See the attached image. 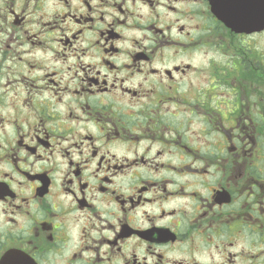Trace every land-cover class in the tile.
I'll list each match as a JSON object with an SVG mask.
<instances>
[{
  "label": "flooded vegetation",
  "instance_id": "obj_1",
  "mask_svg": "<svg viewBox=\"0 0 264 264\" xmlns=\"http://www.w3.org/2000/svg\"><path fill=\"white\" fill-rule=\"evenodd\" d=\"M0 264H264V29L0 0Z\"/></svg>",
  "mask_w": 264,
  "mask_h": 264
},
{
  "label": "water",
  "instance_id": "obj_2",
  "mask_svg": "<svg viewBox=\"0 0 264 264\" xmlns=\"http://www.w3.org/2000/svg\"><path fill=\"white\" fill-rule=\"evenodd\" d=\"M214 13L238 31L264 28V0H210Z\"/></svg>",
  "mask_w": 264,
  "mask_h": 264
}]
</instances>
